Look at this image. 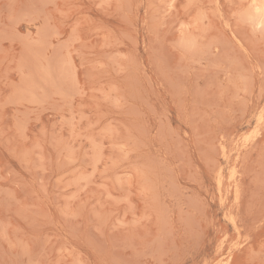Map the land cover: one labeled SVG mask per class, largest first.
Segmentation results:
<instances>
[{
	"label": "rangeland",
	"instance_id": "374dc122",
	"mask_svg": "<svg viewBox=\"0 0 264 264\" xmlns=\"http://www.w3.org/2000/svg\"><path fill=\"white\" fill-rule=\"evenodd\" d=\"M0 264H264V0H0Z\"/></svg>",
	"mask_w": 264,
	"mask_h": 264
}]
</instances>
